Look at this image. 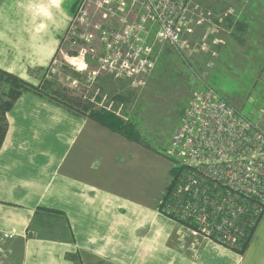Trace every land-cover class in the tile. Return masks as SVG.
<instances>
[{
  "label": "crops",
  "instance_id": "0c3cea01",
  "mask_svg": "<svg viewBox=\"0 0 264 264\" xmlns=\"http://www.w3.org/2000/svg\"><path fill=\"white\" fill-rule=\"evenodd\" d=\"M78 1L0 0V71L39 84L62 51ZM236 21L242 30L226 27L231 41L217 53L234 46L263 55L264 0H243ZM254 66L261 82L264 57ZM259 92L264 114V82ZM6 120L0 247L17 264H264V213L238 254L187 237L183 226L158 211L173 168L167 155L29 93ZM254 124L264 132L263 115Z\"/></svg>",
  "mask_w": 264,
  "mask_h": 264
},
{
  "label": "built area",
  "instance_id": "2783aa9c",
  "mask_svg": "<svg viewBox=\"0 0 264 264\" xmlns=\"http://www.w3.org/2000/svg\"><path fill=\"white\" fill-rule=\"evenodd\" d=\"M190 2L102 0L99 7L110 12L111 17H119L124 27L111 33L109 39L100 37L105 53L98 65L113 78L149 72L153 62L144 41L151 28L159 42L178 53H207L210 48L221 47L223 42L213 35L233 12L214 20L201 42L191 47L184 37L189 26L208 24L213 15L197 6L192 9ZM125 10L134 14V22L126 24ZM77 22L87 25L85 11L78 12ZM99 28V24L93 26L95 30ZM88 36L84 34L82 40L89 43ZM168 157L178 175L174 182L170 176L168 186L174 191L164 204V213L195 236L228 249L234 247L242 227L253 228L264 213V132L207 88L195 95L184 110L171 137ZM187 249L196 257L194 245Z\"/></svg>",
  "mask_w": 264,
  "mask_h": 264
},
{
  "label": "rangeland",
  "instance_id": "374dc122",
  "mask_svg": "<svg viewBox=\"0 0 264 264\" xmlns=\"http://www.w3.org/2000/svg\"><path fill=\"white\" fill-rule=\"evenodd\" d=\"M242 1L191 0L192 9L197 6L203 12L211 11L213 16L208 24L197 26L192 23L189 26L184 35L189 45L191 47L198 45L206 29L211 28L210 24L218 18H225L228 11H232V16L236 18V13L242 7ZM101 3L102 0H82L75 7L72 24L70 22L62 51L54 58L51 69L46 74L40 75L41 81L55 80L60 88L68 90V94L74 98H88L92 95L96 100L95 96L99 95V100L91 101L95 104L96 110L114 112L123 120L133 123L142 141L153 150L166 153L167 156L171 137L179 126L184 110L195 95L207 88L212 89L234 109L256 124L259 122V117L264 116L260 114L263 106L259 92V86L264 80L259 82L258 70L254 66V61L264 57V54L260 55L255 50L248 54L245 49L241 51L234 46L225 49L221 55L217 53L218 48L216 50L210 48L211 51L207 53L198 50L193 53H178L168 44L159 42L152 28L149 29L144 41V47L149 50L153 62L152 69L138 75L112 77L117 92L123 91L126 94L131 92L133 97L131 102L123 107L111 103L109 94L99 92L95 84L96 81L100 83L104 78L111 76L97 63L105 53L100 37L109 39L111 33L120 32L124 25L119 17H111L110 12L100 8ZM80 10L87 14V25H80L77 22ZM125 11L126 24L134 22V14ZM96 24L100 25L97 30L93 29ZM226 27L223 21L220 30L213 35L214 39L223 42L221 47H227L231 41L228 39L229 31ZM84 34L90 35L89 43L82 40ZM83 49H86L85 53L79 56ZM248 61H251V65L247 64ZM3 86L5 85L0 83V90ZM172 179L173 182L176 181L177 176ZM187 237L203 239L201 235L195 236L190 231H187ZM17 263V258L0 247V264Z\"/></svg>",
  "mask_w": 264,
  "mask_h": 264
},
{
  "label": "trees",
  "instance_id": "16d2710c",
  "mask_svg": "<svg viewBox=\"0 0 264 264\" xmlns=\"http://www.w3.org/2000/svg\"><path fill=\"white\" fill-rule=\"evenodd\" d=\"M82 1V0H81ZM81 1L75 2L71 8V14L73 16L74 9L78 4L81 3ZM224 22L227 24V27L235 28L238 32L241 31V24H239L236 21V18L233 16H227L224 20ZM52 63L50 66L43 71V74H46L48 70L51 69ZM98 80V79H96ZM0 83H3L5 86L1 88L0 90V148L4 142L7 129H8V123L6 120V114L9 112V110L12 108L16 100L24 93L33 94L40 99L52 102L54 104H57L66 110L70 112H75L77 114H81L83 116H86L98 124H100L105 129L116 133L118 135L123 136L129 141L138 143L147 149H152L149 147L144 141H142L139 136L136 133V128L133 125V123L129 121H125L122 118L118 117L114 112L106 111L104 109H95V104L92 103L95 99L94 96L90 95L88 98L81 97V98H74L68 94V90H63L59 87V83L55 80H48L45 81L44 79L39 83L38 86H32L19 78L10 75L8 73H5L3 71H0ZM96 89L99 92H107L109 94V100H111V103L115 105L120 106H126L128 103L131 102V99L133 97V94L131 92L124 93L123 91L117 92L115 85L112 82V77L109 76L107 78H104L103 81H96ZM99 96V95H98ZM98 96L96 100H99ZM93 100V101H92ZM95 100V101H96ZM92 101V102H91ZM156 153H160L156 151ZM162 154V153H160ZM165 155V154H162ZM178 175V169L172 168L170 172L171 177H176ZM174 190H171L170 186L167 187L164 195L162 196L158 211L165 215L168 218H172V216H167L164 213V204L168 199L170 198V195L172 194ZM45 213L48 214H54L59 215L58 212L53 210H43ZM261 216L258 217L254 222V227L251 229H248L247 227H242L241 224H239L240 227H242V235L238 238L236 244L234 247L229 248L232 251L243 254L244 250L246 249L249 241L251 240V237L254 233V230L261 219ZM173 219V218H172ZM67 258L72 261H76L75 256L68 255Z\"/></svg>",
  "mask_w": 264,
  "mask_h": 264
}]
</instances>
